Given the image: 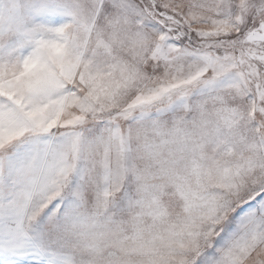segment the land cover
<instances>
[{
  "label": "snow or ice",
  "instance_id": "6c2138e0",
  "mask_svg": "<svg viewBox=\"0 0 264 264\" xmlns=\"http://www.w3.org/2000/svg\"><path fill=\"white\" fill-rule=\"evenodd\" d=\"M0 264H264V0H0Z\"/></svg>",
  "mask_w": 264,
  "mask_h": 264
}]
</instances>
